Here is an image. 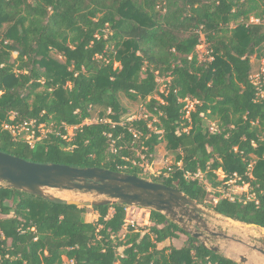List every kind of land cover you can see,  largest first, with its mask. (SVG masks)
Masks as SVG:
<instances>
[{
	"label": "trees",
	"instance_id": "16d2710c",
	"mask_svg": "<svg viewBox=\"0 0 264 264\" xmlns=\"http://www.w3.org/2000/svg\"><path fill=\"white\" fill-rule=\"evenodd\" d=\"M253 59H264V0H0V151L145 178L137 153L150 159L165 143L174 168L152 181L201 204L208 185H247L234 200L216 192L210 207L264 229V98ZM159 78L169 80L162 93ZM123 99L147 117L130 120ZM96 112L99 122L86 124ZM32 121L54 131L34 146L5 128ZM127 208L0 187V264H238L161 213L145 228L126 225ZM180 234L182 246L160 248Z\"/></svg>",
	"mask_w": 264,
	"mask_h": 264
},
{
	"label": "water",
	"instance_id": "95a60500",
	"mask_svg": "<svg viewBox=\"0 0 264 264\" xmlns=\"http://www.w3.org/2000/svg\"><path fill=\"white\" fill-rule=\"evenodd\" d=\"M0 187H9L58 205L91 208L120 204L155 211L165 215L211 252L238 264H264V236L257 242L230 236L206 218L221 217L241 227L264 229L227 218L178 189L135 175L101 168L35 163L0 151ZM62 192L86 195L90 200L55 196ZM205 235L223 237V244L234 242L239 247L235 248L236 252L227 253L224 245L223 249L219 244L212 246Z\"/></svg>",
	"mask_w": 264,
	"mask_h": 264
},
{
	"label": "rangeland",
	"instance_id": "374dc122",
	"mask_svg": "<svg viewBox=\"0 0 264 264\" xmlns=\"http://www.w3.org/2000/svg\"><path fill=\"white\" fill-rule=\"evenodd\" d=\"M196 53L198 55V58L200 61H205L208 59L209 56V44L206 43L205 38L202 36L201 37V43L196 49ZM264 60V59H263ZM261 59H253V72L255 73L258 71V69L261 66L262 61ZM159 92H164L166 88V83L169 81L168 79H163L159 78ZM155 97H158L157 95H154ZM123 105L130 110V115L131 116H140L141 112H145V109L141 106V104L138 103H133L129 102L128 100L123 99L122 100ZM194 106V103H189L188 104V111L192 110ZM189 115V113L187 114ZM99 117H98V112L94 114V118L92 120L86 121V124H92V123H97L99 122ZM52 124L48 126L47 128H44L42 131V134H45L44 136H41V138H45L48 136V134H51L53 131ZM207 126L210 128L211 131H215L217 128V123L214 121H207ZM75 135V128L71 127L68 128L67 130V141H71L72 138ZM27 140V138H30V135L27 134V132H23L17 140ZM32 144L35 142L33 139H30ZM137 156H140L141 158V163L140 167L142 168V176L145 177L144 179L152 181L153 178H157L161 176L162 174H166L169 170L174 168L175 161L174 157L167 151L166 149V144L163 143L159 145L155 153L151 156L150 159L145 158L140 154V152L137 153ZM207 190L209 192L208 198L205 201L204 206L207 208L213 210L210 206L218 201V198L216 197L215 193L216 192H221L222 197L230 198V199H236V198H241L243 194L247 193L249 191L248 186H239L236 181L229 182V185H221L219 186L216 190H213L209 185L207 186ZM55 196L60 197V198H65V199H74V200H90L89 196L86 195H81L78 193L74 192H62V193H56ZM11 204V203H9ZM150 214L151 211L143 208H138V207H129L127 208V221L132 225L145 228L150 224ZM98 217L97 214H93L92 212H89L86 215V219L90 221L96 220ZM206 220L216 226L219 229L225 230L230 236H237L240 238H244L245 240L257 242L259 241L263 236H264V231L263 230H258L252 227H241L238 225H235L226 219H223L221 217H207ZM126 230L122 231L120 233V236L122 239H124ZM187 240V236L180 234L179 239L174 240L172 242H167L164 244L160 245V248H162V245H170L172 244L174 247H180L184 244V242ZM197 241V240H196ZM198 242V241H197ZM199 243V242H198ZM221 248L223 249L224 245V250L227 253H234L235 248L239 247L238 244H235L234 242H223L220 243ZM123 249H121L120 252H122ZM64 264H69V262L64 259Z\"/></svg>",
	"mask_w": 264,
	"mask_h": 264
},
{
	"label": "built area",
	"instance_id": "2783aa9c",
	"mask_svg": "<svg viewBox=\"0 0 264 264\" xmlns=\"http://www.w3.org/2000/svg\"><path fill=\"white\" fill-rule=\"evenodd\" d=\"M251 23H259V20H256V19L252 18L251 19ZM251 78H252L253 84L257 88L258 95L261 98H264V60L261 63L259 71L254 73ZM144 113L145 112H141L140 116H137V115L135 116L134 115V116H132L130 118V120L137 119V118H146L147 116L144 115ZM5 128L7 130H9L10 132H12V134L15 137L16 140L18 139V137L23 132H27V134L30 135V138L29 139L27 138L26 141H28L32 146H34L37 141H40V140L43 139V138H41V136H44L45 134H42V131H43L44 128H47V126L45 124H41V125L37 126L36 122L32 121V122H29V123H24L22 125H6ZM74 128H75V130L77 129V127H74ZM30 139H33V141L35 143L32 144ZM24 140H25V138H24ZM134 165H136V163H134ZM138 166H140V163H138ZM195 178H202V176L198 173L197 175H195ZM128 224L129 223L127 221L126 225H128Z\"/></svg>",
	"mask_w": 264,
	"mask_h": 264
},
{
	"label": "flooded vegetation",
	"instance_id": "af4514ba",
	"mask_svg": "<svg viewBox=\"0 0 264 264\" xmlns=\"http://www.w3.org/2000/svg\"><path fill=\"white\" fill-rule=\"evenodd\" d=\"M220 230H222V229H220ZM205 236L208 238V240L212 246L217 245V244H219L221 246L220 243L223 242V239H222L223 237H213V236H208V235H205Z\"/></svg>",
	"mask_w": 264,
	"mask_h": 264
},
{
	"label": "crops",
	"instance_id": "0c3cea01",
	"mask_svg": "<svg viewBox=\"0 0 264 264\" xmlns=\"http://www.w3.org/2000/svg\"><path fill=\"white\" fill-rule=\"evenodd\" d=\"M97 219H98V217H97ZM97 219H96V220H97ZM252 258H253V257H252ZM259 263H261V262H259ZM262 263H264V261H263Z\"/></svg>",
	"mask_w": 264,
	"mask_h": 264
},
{
	"label": "bare ground",
	"instance_id": "6f19581e",
	"mask_svg": "<svg viewBox=\"0 0 264 264\" xmlns=\"http://www.w3.org/2000/svg\"><path fill=\"white\" fill-rule=\"evenodd\" d=\"M264 231V230H263Z\"/></svg>",
	"mask_w": 264,
	"mask_h": 264
}]
</instances>
